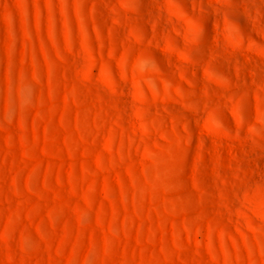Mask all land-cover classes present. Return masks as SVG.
Masks as SVG:
<instances>
[{"label":"rangeland","instance_id":"374dc122","mask_svg":"<svg viewBox=\"0 0 264 264\" xmlns=\"http://www.w3.org/2000/svg\"><path fill=\"white\" fill-rule=\"evenodd\" d=\"M0 264H264V0H0Z\"/></svg>","mask_w":264,"mask_h":264}]
</instances>
